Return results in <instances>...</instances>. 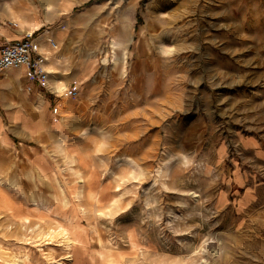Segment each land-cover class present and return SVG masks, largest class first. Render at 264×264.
Wrapping results in <instances>:
<instances>
[{"label":"rangeland","instance_id":"obj_1","mask_svg":"<svg viewBox=\"0 0 264 264\" xmlns=\"http://www.w3.org/2000/svg\"><path fill=\"white\" fill-rule=\"evenodd\" d=\"M54 2L32 0L48 13L25 18L43 21L29 29L37 36L50 30L43 45L68 89L35 83L29 114L46 101L77 126L45 149L46 170L37 140L7 119L15 143L0 146L2 264L24 253L26 264H108L98 259L108 240L115 264H264V168L246 206L233 175L241 139L264 142V0H79L62 13ZM114 37L126 39L116 64ZM75 69L87 73L71 84ZM72 181L91 235L76 262L65 259L74 246L57 245L52 216L22 215L33 196L64 204L61 185Z\"/></svg>","mask_w":264,"mask_h":264},{"label":"crops","instance_id":"obj_2","mask_svg":"<svg viewBox=\"0 0 264 264\" xmlns=\"http://www.w3.org/2000/svg\"><path fill=\"white\" fill-rule=\"evenodd\" d=\"M31 1L0 0V50L6 40L16 39L22 36L25 30L35 29V24L41 23V29L43 28V21L38 22L36 18H33V20L25 18H28V15L31 13H48L45 9L40 10L38 6L32 5ZM54 3L57 6L62 5V8L58 12L62 13L71 9L73 5L78 4L79 0H56ZM50 13L55 14L56 12L50 11ZM86 71L75 69L67 72L71 84L78 82L77 79L81 77L82 73H87ZM34 84L30 82L23 70L8 69L0 72V111H2L0 112V146L12 144V142L15 143L12 135L7 131V119H9L12 127L19 126V129L23 130L28 137L31 136V138L37 140L40 147L36 148L35 162L39 163L46 170H50L51 165H43L44 159L49 160L45 149L49 148L48 151H50L52 148L50 145L54 143L57 145L61 141L65 142L63 141V136L59 135V133L64 130L75 129L77 122L71 119V113H68L69 110L64 109V112L57 114L58 117L56 118V114L50 112L49 107L44 117H41L39 114L38 118H33L29 114L30 110L24 106L26 104L24 101L31 103L32 100L27 97V94H29L27 90L29 87L34 86ZM12 99L17 102L15 106H11ZM241 144L243 150L240 152L241 157L239 159L243 160L239 162L238 166H235L233 175L235 188L244 189V196L241 197V201L244 202L243 206H246L250 200L247 201V197L245 196L254 194V185L251 186V184H254V176H260L258 174L261 172L258 169L264 168V142L255 136H248L241 139ZM68 149L69 155L75 158L79 157V149L76 144L70 143ZM53 168L56 169L54 166ZM226 199L225 203L222 204L224 207L230 201L229 194L226 196Z\"/></svg>","mask_w":264,"mask_h":264},{"label":"bare ground","instance_id":"obj_3","mask_svg":"<svg viewBox=\"0 0 264 264\" xmlns=\"http://www.w3.org/2000/svg\"><path fill=\"white\" fill-rule=\"evenodd\" d=\"M41 23L35 24V30H41ZM26 31V30H25ZM24 31V32H25ZM26 32H31V31H26ZM25 32V33H26ZM49 35V30L45 29L43 32L40 33L39 39L41 40V48L40 52L44 55L45 61H44V66L48 70L49 75H54L57 74L59 71L56 69V65L61 62V59L54 60L53 62L50 61L51 59V51L48 50V48L44 47L43 45V40L48 42V36ZM22 37V36H19ZM18 37V38H19ZM46 39V40H45ZM51 40V39H50ZM53 41V40H52ZM125 42L126 39L123 37H114L112 39V47H113V62L114 64L118 63L121 57H119L118 51L122 50V53L124 59L126 57V50H125ZM48 45V44H47ZM50 45V44H49ZM54 45V44H53ZM108 56V55H107ZM105 57L102 61V63L105 65L108 63V57ZM52 65V66H51ZM56 67V68H54ZM49 86L51 87L52 91L55 93L61 94L64 90L68 89L67 87H63V82L59 80V78L55 77L52 80L49 79L48 81ZM26 104L24 105L26 108L29 110L32 109L31 103L28 101H24ZM17 102L12 99L11 100V106H15ZM41 105V106H40ZM37 106V110L40 114L41 117H44L45 112L47 111L48 104L46 101H44L42 104ZM57 118L58 115H55ZM32 131V130H31ZM222 147V146H221ZM169 169L168 164H162L159 167V173H165ZM39 172V178L41 180L45 179V173H43V170H38ZM33 173V171H31ZM54 177L56 179H59L58 174L54 172ZM36 178V174L34 176ZM60 180V179H59ZM13 184L16 185V182L13 181ZM62 187H66L67 194L66 196V202L64 204H59L58 202L52 201L51 198H44L43 200L40 201V196H33L32 201L33 205L31 207H24L22 208V215L24 218L27 220H30L32 217H37V218H43V217H53L55 221L57 222L58 229L54 231L58 237L63 239L59 244L57 245H66L68 247L74 246L75 254L69 253L68 255L65 256V259L70 260L72 262H76L79 259L81 251H86L88 249V245L91 243V235H89L88 229L83 226L82 218L80 215V210L79 207L76 205V199L79 195L76 186L74 182H67L63 183L61 185ZM63 189V188H62ZM64 191V190H63ZM196 197L198 196L197 194L193 193ZM6 204L4 205L6 208L11 206V203L5 200ZM222 201L221 196L218 204ZM54 236V235H51ZM65 241L67 244H65ZM63 242V243H62ZM31 243V242H27ZM48 244L50 243L47 242ZM109 244L113 245L111 240H108L107 242L103 243L101 247H103V250L98 253V259L101 262L107 261L108 264H115L114 260L116 259L114 257V254L109 251L104 249L105 246H108ZM79 255V256H78ZM22 257V258H20ZM16 264H26V262L30 263V256L27 253H24L23 256H18L16 257ZM3 262V261H2ZM0 260V264H2ZM5 264V263H3ZM60 264H65V263H60Z\"/></svg>","mask_w":264,"mask_h":264},{"label":"built area","instance_id":"obj_4","mask_svg":"<svg viewBox=\"0 0 264 264\" xmlns=\"http://www.w3.org/2000/svg\"><path fill=\"white\" fill-rule=\"evenodd\" d=\"M40 48L41 41L34 32L6 40L0 50V72L8 69L23 70L30 82L47 86L50 75L44 66L45 57ZM58 109L56 107L55 112Z\"/></svg>","mask_w":264,"mask_h":264}]
</instances>
